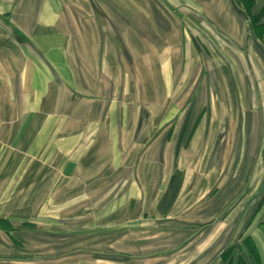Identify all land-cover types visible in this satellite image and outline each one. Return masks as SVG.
I'll use <instances>...</instances> for the list:
<instances>
[{
  "label": "crops",
  "instance_id": "0c3cea01",
  "mask_svg": "<svg viewBox=\"0 0 264 264\" xmlns=\"http://www.w3.org/2000/svg\"><path fill=\"white\" fill-rule=\"evenodd\" d=\"M263 9L264 0H0V218L58 213L61 174L70 219L91 223L82 230L133 236V220L179 217L195 225L177 230L185 242L163 264H264V15L253 18ZM220 54L227 110L202 63ZM191 103L199 111L187 115ZM213 131L230 154L222 167L213 148L206 170L198 155ZM189 197L204 206L174 215Z\"/></svg>",
  "mask_w": 264,
  "mask_h": 264
},
{
  "label": "rangeland",
  "instance_id": "374dc122",
  "mask_svg": "<svg viewBox=\"0 0 264 264\" xmlns=\"http://www.w3.org/2000/svg\"><path fill=\"white\" fill-rule=\"evenodd\" d=\"M219 16L221 20L226 19L227 16L229 17L225 11H219ZM191 29L192 31L190 33L193 36L196 33L200 34V32L195 33L193 30L194 28ZM230 29L234 32L232 28ZM205 31L208 30L205 29ZM200 38L205 47L208 46L212 48L211 50H216L217 46L212 42L209 35L202 33ZM235 61L241 62V60L237 58ZM193 62L194 60H192V62L188 60L191 69L200 67V63L195 64ZM202 63H204V69H211L214 73V94L217 92V95L214 96L215 104L226 105L227 101L224 99L225 97H223V95L226 94L225 89L227 88L226 58L224 59L221 54L220 57L213 59V61L208 59V57H204ZM217 67L223 68V70L217 71ZM205 99L206 97H202L203 102H205ZM186 107L187 115H193L199 111L198 104L195 105V103L188 104ZM218 108L219 107H216L217 111ZM224 109L227 110L230 109V107L226 105ZM217 119L218 118H216L214 123V128L222 131L223 135L226 134L223 133V123L220 121L218 122ZM212 136H214L213 140H211L212 143L209 142L206 146V141L204 140V148H202V151L200 150L201 152H199L198 155V158L202 157V166L204 169L210 162L212 149L218 148L220 152L225 147V140L224 142L220 140L216 141L215 132ZM226 153H219L220 156L217 162H220L222 167L223 161L226 162V157H229L230 154L229 153L227 156ZM206 170H209L208 166ZM202 173L203 177L209 175V172H205L204 170ZM66 179L65 176L60 174V186L58 188L59 202L57 204L58 213L53 210L51 216L42 219L6 218L2 220V223L9 227L6 230L10 231L6 232L0 230V264H129L128 260L134 255H136V260L133 264H163L164 260L168 257L173 260L174 255L178 254L185 242L181 239L180 231L177 230H184L187 225H195L194 221H192V223L186 219H178L179 217L168 220H146L141 218L139 220H133L131 223L133 227L140 229L136 230L133 236L126 232L115 233V230H82L91 223L86 217L83 219L81 217L70 219V202H68V200H70V180L68 181ZM194 186L196 185H193L189 191L192 192L191 190L196 188V196H198L200 192L198 189L202 190L205 187L202 185L201 187H199L200 185L197 187ZM39 189L42 193H45L47 188ZM116 193L117 191L113 192V198H116ZM96 194L99 195V190ZM192 197H195V195ZM188 200L190 201L183 203L180 208L176 209L174 215L180 212H197L204 206V204L200 202H191V200H195L193 198L189 197ZM3 207V204H0L1 212L5 210L2 209ZM0 216L3 215L0 213ZM247 217L248 213L236 220L233 228L232 225H230L227 230L232 228L233 230H240V232H242V230H244V221ZM207 220L208 219H205L204 221ZM220 222H222V220H220ZM212 223L215 225L217 222L214 221ZM198 224L197 221V225ZM209 226L210 223H208V227ZM261 232L264 233L263 227L261 228ZM174 233L175 235H173ZM170 243L175 244V246L171 248ZM131 246L134 247V250L131 249Z\"/></svg>",
  "mask_w": 264,
  "mask_h": 264
},
{
  "label": "trees",
  "instance_id": "16d2710c",
  "mask_svg": "<svg viewBox=\"0 0 264 264\" xmlns=\"http://www.w3.org/2000/svg\"><path fill=\"white\" fill-rule=\"evenodd\" d=\"M252 5H253V4H252ZM262 14L264 15V9L261 10V11H259L258 14H254L253 18L256 20V19H258L259 17H261ZM2 220H3V219L0 218V227H1L2 229H4L6 232H9L10 230H6V229L9 228V227L6 226V225H4V223H2ZM252 257H253L254 259L257 258L256 255H253Z\"/></svg>",
  "mask_w": 264,
  "mask_h": 264
}]
</instances>
